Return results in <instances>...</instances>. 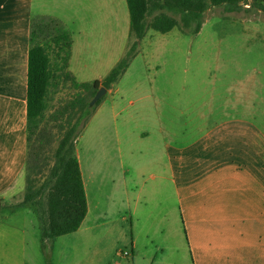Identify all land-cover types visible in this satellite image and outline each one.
<instances>
[{
  "label": "crops",
  "instance_id": "1",
  "mask_svg": "<svg viewBox=\"0 0 264 264\" xmlns=\"http://www.w3.org/2000/svg\"><path fill=\"white\" fill-rule=\"evenodd\" d=\"M39 17L77 25L69 69L79 83L103 81L134 41L127 0H0V212L4 202L12 211L0 213V264H36L43 255L32 251L16 199ZM106 95L76 140L89 206L82 226L96 189L103 217L132 213L139 224L172 227L174 264H264V22L214 18L194 41L178 28L149 29ZM151 158L155 172L145 181L136 164Z\"/></svg>",
  "mask_w": 264,
  "mask_h": 264
},
{
  "label": "trees",
  "instance_id": "2",
  "mask_svg": "<svg viewBox=\"0 0 264 264\" xmlns=\"http://www.w3.org/2000/svg\"><path fill=\"white\" fill-rule=\"evenodd\" d=\"M131 36L127 56L101 82L79 83L69 71L73 37L53 17L35 18L30 33L27 98V190L23 205H34L39 217L42 242L78 232L89 206L76 140L101 104L91 101L102 87L110 90L129 68L149 29L166 33L174 28L194 41L215 16L239 19L264 14V0H127ZM249 20V19H248ZM258 21V20H254ZM70 82L74 97L48 115L53 90ZM57 124V132L54 125ZM58 134V135H57ZM57 143V147L54 144ZM39 178H43L38 184Z\"/></svg>",
  "mask_w": 264,
  "mask_h": 264
},
{
  "label": "rangeland",
  "instance_id": "3",
  "mask_svg": "<svg viewBox=\"0 0 264 264\" xmlns=\"http://www.w3.org/2000/svg\"><path fill=\"white\" fill-rule=\"evenodd\" d=\"M217 15H222V13H219V11L209 13V16H215L212 19H223ZM231 16L264 22V14L249 17L245 14L235 13L231 14ZM69 27L71 34L72 32H77V25H74L73 22L69 23ZM73 70H76V68L74 67ZM69 71L71 72L70 69ZM75 93L76 91L70 82L60 84L57 90H53L48 115L71 100ZM56 125L53 127L55 132H57ZM54 147H57V143L54 144ZM136 165L138 171L143 170L145 181L155 172L152 158L141 161ZM117 166L120 167V164H117ZM42 180L43 178H39L38 184L42 183ZM22 185V190L16 197L17 201H22L25 198L28 185L26 174L24 175V183L20 186ZM89 193L91 213L86 224L74 234L47 242H42L40 221L35 206L27 205L25 208L17 210L19 214L18 220L27 219L31 226L29 230L32 251L43 254L42 256H35L34 261L36 264H174L175 259L171 255V247H176V240H174L175 236L172 227H163L159 222H146L145 225L139 224L137 217L133 216L132 213L128 214L127 220L121 221H113L112 216L116 215L115 212L110 213L112 218L103 217L101 213H104L103 211H105L106 207L104 206L105 200L101 193L97 192L96 189L91 190V188H89ZM9 205L6 202L2 203L3 208L0 212L2 217L12 212L8 210ZM170 235H172V244ZM176 237L178 247L184 243V232L180 227V222L176 227ZM133 242L136 243L135 259L132 256ZM158 246L161 247V250L164 249L163 255ZM60 253H78L80 255H77V259H68L59 255ZM98 254L103 255L97 257ZM184 258H186V252H184Z\"/></svg>",
  "mask_w": 264,
  "mask_h": 264
},
{
  "label": "water",
  "instance_id": "4",
  "mask_svg": "<svg viewBox=\"0 0 264 264\" xmlns=\"http://www.w3.org/2000/svg\"><path fill=\"white\" fill-rule=\"evenodd\" d=\"M107 93V89L102 87L98 90V92L96 93L95 97L93 98V100L91 101V106L96 105V103L102 99Z\"/></svg>",
  "mask_w": 264,
  "mask_h": 264
},
{
  "label": "built area",
  "instance_id": "5",
  "mask_svg": "<svg viewBox=\"0 0 264 264\" xmlns=\"http://www.w3.org/2000/svg\"><path fill=\"white\" fill-rule=\"evenodd\" d=\"M127 255V254H126Z\"/></svg>",
  "mask_w": 264,
  "mask_h": 264
}]
</instances>
